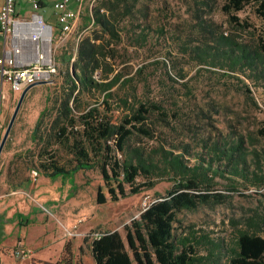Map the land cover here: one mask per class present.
Wrapping results in <instances>:
<instances>
[{"label":"trees","instance_id":"obj_1","mask_svg":"<svg viewBox=\"0 0 264 264\" xmlns=\"http://www.w3.org/2000/svg\"><path fill=\"white\" fill-rule=\"evenodd\" d=\"M148 1L95 0L85 18V33L77 39L74 53L60 70V84L45 97L30 134L31 148L16 159L49 179L98 170L108 200L113 203L152 189L158 179L173 183L171 190L165 195L155 194V200L139 217L124 226L129 251L117 231L104 232L91 241L94 264H200L212 258L211 264H264V238L247 231H239L224 262L219 260L222 251L218 249L208 257H197L193 247H186L188 239L174 233L177 213L223 201L224 196L215 192V178L227 182V191H237L242 182L264 187V145L248 153L242 134L216 135L212 143L204 140L195 163L190 164L189 147L183 141L179 147H165L156 141L160 132L155 124L166 132L175 131V126L184 131L186 125H173L180 118L176 116L171 121L166 101L140 98L137 94L138 84L149 86L147 66L135 70L130 67V53L145 49L152 32L166 38L168 35L163 28H151ZM191 3L193 23L187 25L186 36H195L202 46L187 53L194 54L199 65L225 67L217 63L220 57L227 61L229 71L247 72V79L264 84V41L259 39L260 45L255 47L235 43L230 36L218 32L213 20L202 19L200 9L206 4L203 0ZM250 3L256 5L255 12L264 25V0H225L221 12L240 30H249L248 25L240 23L237 13ZM217 45H226L227 49L221 53L215 49ZM177 46L186 54V45ZM166 76L174 82L173 77ZM244 88L235 90L249 98L251 91ZM121 89H125V95L119 94ZM188 92L195 100L189 89L186 96ZM173 102L174 106L180 103L176 99ZM192 106L199 111H195L197 116L204 115L201 106ZM122 108L123 114L115 119L114 109ZM256 133L264 140V128ZM138 138L154 140L156 144L135 145ZM61 152L67 157L63 162ZM10 176L15 183L13 171ZM138 178L142 181L138 182ZM22 186L21 182L13 184V188ZM96 202H106L99 188Z\"/></svg>","mask_w":264,"mask_h":264},{"label":"rangeland","instance_id":"obj_2","mask_svg":"<svg viewBox=\"0 0 264 264\" xmlns=\"http://www.w3.org/2000/svg\"><path fill=\"white\" fill-rule=\"evenodd\" d=\"M58 1L60 0H43L44 9L36 12L47 18L53 13V4ZM70 1L71 7L79 11L78 18L68 40L63 44L54 42L55 72L51 75L50 82L35 86L25 96L18 112L20 119L25 115L26 120H29L45 105L46 95L60 84V70L63 69L65 59L74 53L77 39L85 33V18L95 0H82L81 3L77 0ZM203 1L206 4L201 7L200 15L203 20H213L219 33L230 36L235 43L250 47L260 45L259 39L264 41V25L255 12L256 5L250 3L237 13L240 23L250 27L249 30L242 31L221 12L225 0ZM146 3L149 6L148 21L151 28L156 31L163 28L162 32L166 31L169 37L152 32L151 41L145 49L130 53V67L135 70L141 65L147 66L145 76L149 86L146 88L138 84L137 94L140 98L166 101L171 121L176 116L180 118L177 123L172 122L173 125L178 122L186 125L184 131L181 130L182 127L175 126V131L166 132L159 124H155L156 130L160 132L156 141L163 143L165 147H179L183 141L189 147L190 164L195 163L196 153L202 148L204 140L212 143L216 135L229 132L242 134L248 153L251 149L263 146L264 140L256 133L258 129L264 128L263 82L247 79V72L229 71L227 61L220 57L216 61L225 67L199 65L194 54L187 53L202 46L195 36H186L187 25L193 23L191 0H150ZM32 12L34 10L26 3L23 10H18L19 16L25 18L30 17ZM174 35L180 40L175 39ZM178 44L186 45V54L182 53L183 48L178 47ZM215 49L222 53L227 47L217 45ZM166 75L173 77L174 82L169 81ZM244 86L251 91L249 98L235 90ZM186 89L190 90L191 95H195V100H192L189 92L186 96ZM125 93V89L119 92L120 95ZM19 94H15L17 98L11 100L6 126ZM174 99L180 101L178 106H174ZM193 103L202 107L203 116L196 115L195 111H199L192 106ZM123 109H114L115 119L123 114ZM14 129L11 128L4 144L0 164L12 169L15 183L21 182L24 185L23 190L27 193L25 202L32 207L24 204L27 207H20L13 217L18 222L12 224L10 238L15 240L10 249L13 252L23 243L25 248L32 251V255L20 260L11 253L7 260L0 258V264H94L90 243L95 237L104 232L117 231L126 245L124 226L139 217L146 206L155 200V194L165 195L173 186L170 181L155 179L156 184L152 189L113 203L108 200L98 170L78 171L74 175L57 176L54 179L40 175L39 178L37 176L36 183L37 178L34 180L30 174L32 168L23 164L20 159L12 158ZM18 136L19 141L15 145L20 152H24L29 145L28 132L23 130ZM17 139L15 138L16 141ZM134 144L152 147L156 143L154 140L138 138ZM60 157L61 162L67 159L62 152ZM141 181L138 178V182ZM214 181L215 192L224 196L223 201L217 205L200 206L193 211L177 213L174 233L177 237L188 239L186 247H193L197 257H208V254L218 249L222 251L219 260L224 262L230 255L239 231L264 238V187L249 186L242 182L237 186V191H227L225 180L215 178ZM98 188L105 193L104 204L96 202ZM2 209L0 207V216L10 219V216L6 217L1 212ZM126 249L128 250L127 245ZM212 259L200 264H211Z\"/></svg>","mask_w":264,"mask_h":264},{"label":"built area","instance_id":"obj_3","mask_svg":"<svg viewBox=\"0 0 264 264\" xmlns=\"http://www.w3.org/2000/svg\"><path fill=\"white\" fill-rule=\"evenodd\" d=\"M23 1L34 10L28 18L16 14V0H1L0 114L10 93H21L37 82H50L55 72L54 42L65 43L78 18L79 11L71 7L70 0L53 4L55 25L48 24L43 15L36 12L43 10L39 0ZM73 59L74 56L71 61ZM30 174L34 180L38 176L34 170ZM12 255L25 260L31 257L32 251L20 243Z\"/></svg>","mask_w":264,"mask_h":264},{"label":"crops","instance_id":"obj_4","mask_svg":"<svg viewBox=\"0 0 264 264\" xmlns=\"http://www.w3.org/2000/svg\"><path fill=\"white\" fill-rule=\"evenodd\" d=\"M39 1H40L42 8L44 9L45 3L43 2V0H39ZM0 5H1V0H0ZM24 6H25V2L23 0H16V14L18 16H19L18 10L19 9L23 10ZM44 19L48 24L55 25L53 13ZM2 54H3L2 40L0 38V57L2 56ZM41 85H43V84H41ZM33 88H35V87H33ZM29 91L26 93V95H25L26 97L29 94ZM13 98L16 99L17 96H15L14 93L13 94L10 93L9 101H7L5 103V105L1 111V114H0V138L5 131L6 119H7L8 113H9L10 103H11V100ZM42 108L43 107L39 108L36 111V113L34 114V116L31 117L29 120H26L25 115L22 116V118L20 119L18 117L19 113L17 114L16 121H14V123L12 125V130L15 128L14 132L12 133L13 139L15 142L19 141L18 135L23 130H26V132H28V136H29V145L26 148H31L32 144L30 142V134H31V131L35 125V122H36L38 115H39L40 111L42 110ZM15 138H18L17 141L15 140ZM15 142L12 143V145H13L12 158H17V156L20 153H22V151L20 152V149H18V147H16ZM10 171L12 172L11 168H9L8 166L6 168V166H3V163L0 164V207H3L1 212H4L6 217L7 216L11 217L10 218L11 220H10V219H6L5 216L4 217L0 216V258L3 260H7L8 254L11 255V253H12V249H10V247H12V243H13V240H15V238L14 239L10 238V234H11L10 232L12 229V224L18 222V221L17 222L14 221L13 217L15 216L16 213H18V210L20 207H27V206L32 207L29 205V203L25 202V199H26L25 197H26L27 193L25 190H23V187L13 188V184H15V183L11 179L12 177L10 176ZM38 178H39V176H38ZM38 178H37L36 183L38 182ZM24 204H27V206Z\"/></svg>","mask_w":264,"mask_h":264},{"label":"water","instance_id":"obj_5","mask_svg":"<svg viewBox=\"0 0 264 264\" xmlns=\"http://www.w3.org/2000/svg\"><path fill=\"white\" fill-rule=\"evenodd\" d=\"M45 83L46 82H37V83L31 84V85L27 86L25 89H23V91L19 94V97H18V100H17L16 105L14 107V110H13V112L11 114L9 122H8V124L6 126V129H5L4 133H3V136L1 137V140H0V156H1L4 144H5V142H6L7 138H8V135L10 133V130H11L12 125H13L15 119H16V116H17V114L19 112V109L21 107V104H22V102L24 100V97H25L26 93L31 88H33V87H35L37 85L45 84Z\"/></svg>","mask_w":264,"mask_h":264}]
</instances>
